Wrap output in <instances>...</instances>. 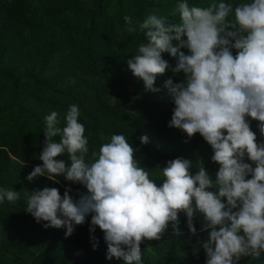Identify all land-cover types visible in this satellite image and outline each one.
<instances>
[{"label": "clouds", "instance_id": "obj_1", "mask_svg": "<svg viewBox=\"0 0 264 264\" xmlns=\"http://www.w3.org/2000/svg\"><path fill=\"white\" fill-rule=\"evenodd\" d=\"M171 15L178 22L150 14L138 28L130 15L123 17L127 32L139 30L146 41L127 60V67L145 91L152 92L159 91L155 79L166 70L183 73L181 82L164 83L175 105L168 127L188 138L196 133L203 137L212 148L211 160L219 165L215 179L202 161L193 175L192 161L177 157L159 168L158 185L134 159L137 149L123 134H112L87 159L88 137L79 122V107L72 104L63 127L57 112L44 117L38 157L42 164L26 179L47 176L59 183L56 178L62 176L83 185L86 192L78 191L74 200L71 188L61 196L57 188L44 187L26 195L25 211L37 223L46 222L45 228L65 227L66 237L92 214L89 230L98 226L103 232L106 259L115 257L124 264H141V243L161 240L169 225L178 235L181 212L195 234L194 217L199 213L209 236L203 244L206 264H238L242 257L264 252V141L256 142L248 120L259 122L264 137V0L213 2L207 7L181 0ZM165 52L176 58L174 66L163 59ZM140 142L147 143L148 137L141 136ZM65 153L67 162L57 159ZM245 156L254 167L244 162ZM19 198L20 192L0 188V203Z\"/></svg>", "mask_w": 264, "mask_h": 264}, {"label": "trees", "instance_id": "obj_2", "mask_svg": "<svg viewBox=\"0 0 264 264\" xmlns=\"http://www.w3.org/2000/svg\"><path fill=\"white\" fill-rule=\"evenodd\" d=\"M107 1L94 0L92 10L83 0H0V188L20 192L17 201L5 199L0 203V237L1 249L14 255L20 264H124L115 257L106 259L103 232L98 226L92 232L89 230L92 214L85 218L84 224L74 225V231L66 237L65 227L45 228L46 222L37 223L25 211L26 195L44 187L57 188L61 196L66 188H71L69 195L74 200L79 198L78 191L86 192L83 185L73 184L62 176L56 178L59 183L47 176L26 179L36 165L42 164L38 157L43 149L45 128L44 120L25 103L28 86L34 95L49 103L47 115L58 113L61 127L65 125L69 105L79 107V122L85 126L84 135L89 141L86 157L89 160L93 152L109 142L112 134H123L137 149L134 159L150 171V178L158 185L162 179L159 168L177 157L192 161L193 175L198 170L195 167L198 161H202L213 180L219 168L211 160V146L199 133L188 138L186 133L175 135L169 131L167 121L171 120L175 105L164 83L168 79L181 82L183 73L158 75L154 87L160 93L145 91L142 81L127 67L131 58L128 46L118 45L116 26H122L123 16L110 20L102 16L101 5ZM154 1L125 0L132 4L131 17L136 19L137 28L151 12L158 10ZM179 2L172 0L171 5ZM187 2L207 7L213 2L236 5L248 1ZM173 22H178V17ZM135 33L139 44L146 42L143 33L139 30ZM162 57L171 63L169 57L163 54ZM157 111L161 120H165V128L161 125L164 137L155 124L144 130ZM248 120L256 142L264 141L259 122ZM145 135L148 142L141 144L140 137ZM54 139L58 141L59 137ZM57 159L67 162V154ZM244 162L255 166L247 156ZM178 219V235L169 225L161 240L141 243V264H206L203 244L209 236L207 230H202L203 216L197 213L194 217L195 234L189 231L184 213H179ZM238 264H264V252L258 257H242Z\"/></svg>", "mask_w": 264, "mask_h": 264}, {"label": "rangeland", "instance_id": "obj_3", "mask_svg": "<svg viewBox=\"0 0 264 264\" xmlns=\"http://www.w3.org/2000/svg\"><path fill=\"white\" fill-rule=\"evenodd\" d=\"M85 2H87V7L89 9H94V0H83ZM171 1L172 0H155L154 3L156 4V7L158 8V10H155L153 12H151V14H156L158 16H166L168 17L169 22H173L175 20V17L171 15L172 10L174 8V6L171 5ZM248 1L249 0H243ZM153 3V4H154ZM101 11H102V16H104V18H106L107 20L113 19L117 16H125V15H130L133 12L132 11V4H127L125 2V0H119L118 2L116 0H108L107 2H105L104 4L101 5ZM134 21V26H136V19L133 18ZM117 23H118V18H117ZM119 24V23H118ZM118 29V45H120V47H125L128 46V53H130L131 55L134 53H136L137 47L139 45V41L138 38L136 37V33H129L127 32V25L125 23V21L123 22L122 26L117 25L116 26ZM173 46H178L179 42L178 41H173ZM180 51L185 52V54H187V50L186 49H180ZM163 55L169 57L171 59V63L169 62L170 65L174 66L175 65V58L171 57L168 53H163ZM165 75H174L172 73V71L166 70L165 71ZM26 99L27 101H25L26 105L31 109L36 111L37 113V117L42 118L44 120V117L47 116V113H49L50 107H49V103H46L44 100H42L39 96H36V94L34 95L33 92L31 91L30 86L26 87ZM158 93H160V91H157ZM80 110V109H79ZM81 112V110H80ZM172 116V114H170V117ZM169 121H167L168 123ZM155 124L157 128H160V135L161 137H164V129L162 128V126L165 128V120H161V114L159 111L155 112V114L153 115L152 119L150 122H148L145 127L144 130H146V128L149 127V125ZM162 125V126H161ZM168 128V127H167ZM169 131L172 134L175 135H181V133H184L182 130L177 129V128H169ZM150 145H152V142L149 143ZM1 234V233H0ZM22 237V235H20V237L18 239H20ZM16 237L13 236V239H15ZM3 243V240L0 237V264H20L21 262L18 261L16 259V257L10 253L4 252L1 249V245Z\"/></svg>", "mask_w": 264, "mask_h": 264}]
</instances>
